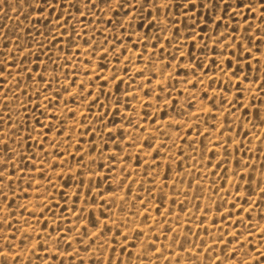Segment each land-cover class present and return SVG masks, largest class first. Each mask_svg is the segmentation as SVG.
<instances>
[{
    "label": "rangeland",
    "instance_id": "obj_1",
    "mask_svg": "<svg viewBox=\"0 0 264 264\" xmlns=\"http://www.w3.org/2000/svg\"><path fill=\"white\" fill-rule=\"evenodd\" d=\"M261 4L0 0V264L264 260Z\"/></svg>",
    "mask_w": 264,
    "mask_h": 264
},
{
    "label": "snow or ice",
    "instance_id": "obj_2",
    "mask_svg": "<svg viewBox=\"0 0 264 264\" xmlns=\"http://www.w3.org/2000/svg\"><path fill=\"white\" fill-rule=\"evenodd\" d=\"M90 2H91V0H90ZM115 2L117 5H121V0H115ZM129 6L131 7L132 5L130 4ZM142 7H143V5H142ZM261 7L264 8V4H261ZM250 10H251V6H250ZM2 175H3V173L0 172V176H2ZM0 182H2V181H0ZM2 255H3V252L0 251V256H2ZM256 261H257V264H264V260H262L260 256L256 257Z\"/></svg>",
    "mask_w": 264,
    "mask_h": 264
}]
</instances>
